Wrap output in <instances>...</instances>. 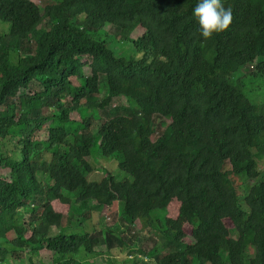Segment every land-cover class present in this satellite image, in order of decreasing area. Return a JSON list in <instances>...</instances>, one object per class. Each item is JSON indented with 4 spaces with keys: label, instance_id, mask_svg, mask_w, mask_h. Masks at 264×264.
I'll list each match as a JSON object with an SVG mask.
<instances>
[{
    "label": "trees",
    "instance_id": "obj_1",
    "mask_svg": "<svg viewBox=\"0 0 264 264\" xmlns=\"http://www.w3.org/2000/svg\"><path fill=\"white\" fill-rule=\"evenodd\" d=\"M47 2L0 0V264H35L44 249L54 264H94L100 239L109 254L133 249V264H264V105L243 82L264 80V0H222L233 21L209 40L199 0ZM112 27L144 30L128 41L144 56L110 47L122 43ZM94 155L131 180L96 173ZM115 207L124 226L63 227ZM137 222L175 250L145 248L142 231L128 241Z\"/></svg>",
    "mask_w": 264,
    "mask_h": 264
},
{
    "label": "rangeland",
    "instance_id": "obj_2",
    "mask_svg": "<svg viewBox=\"0 0 264 264\" xmlns=\"http://www.w3.org/2000/svg\"><path fill=\"white\" fill-rule=\"evenodd\" d=\"M32 1L36 3L43 12L45 5L49 3L47 1H50V0H32ZM45 28H49V26L46 25ZM109 28L111 27H107L106 29L110 30ZM114 29L116 30V32H118L119 36L121 37L122 43H119L113 40V38L115 39L116 36L112 35L110 36V40L107 39L109 41L108 42L109 46L110 44H112L114 46H117L118 48L121 47L120 48L121 51L124 54H126L125 56L128 58L134 57L137 59V58H142L144 56L142 52L137 51L136 47L133 44L128 43V41H131V40L137 41L138 38L141 37L142 34L144 33V30H142L141 28H137L136 30L131 32L129 30H121V29L118 30L116 28ZM8 30H9V24L3 23L0 21V34H5L7 33ZM105 30H103L102 33H100L98 37H100L101 39H104V37L106 38ZM94 38L99 40L97 37H94ZM253 69H254L253 66H249L248 69L244 70L243 73L247 74L248 72H251ZM85 71L87 75H90L89 68H86ZM243 82L245 84V91L249 99L259 105H264V80L261 79L260 77H255V78L247 77L245 80H243ZM101 98H103V95H101ZM119 105H123V106L128 105L127 99L121 98L120 100H116L114 103V106H119ZM71 119L78 120L79 119L78 114L73 113L71 115ZM164 123L165 125L158 126L159 121H156L157 130L159 133L170 123V120H165ZM51 124L55 125V123L51 121L48 122V124H46L43 130H41L40 132L36 134L35 136L36 139L41 140V141L46 140L48 138V133H49L48 126ZM159 133H157V135L153 137V140L157 139V137L159 136ZM90 162L93 168L95 169L96 173L98 174L104 175L106 172H110L118 181L131 180V177L128 174L119 170L118 161L114 158H105L99 155L98 156L94 155L90 159ZM260 165L264 169V165L262 163H260ZM0 175H2L5 179H10V172L7 169H4V170L0 169ZM92 178L93 177H90V180H92ZM254 183H255V180H250L247 182V185L251 186ZM22 220L27 222L29 220V216L27 215L23 217L21 221ZM117 225L124 226V222L121 219V208L119 207H115L109 213H107V215L104 217V220L99 217V214L97 212H94L92 219L88 220L83 226L76 225V227L73 228V226H71V222H69L68 217L64 219V223H63V227L64 228L67 227V232H72L74 229L75 230L74 232H77V233H82L85 230L92 232V231H95V229H98V230L102 229L103 226L112 227V226H117ZM185 229L188 234L185 241L187 243H192L193 242V239L191 237L192 227L186 226ZM59 231H60L59 229L54 228L52 230V233L55 235L59 233ZM141 231H142L141 224L140 222H137L135 226L128 228V232L126 233L127 240L130 242H133L136 236L145 234V235H149L147 236L148 240L144 243L145 248H151L154 245V241L156 240L161 241V243H163L165 248L169 246V244L166 242V239L162 237L158 232H147L145 230V231H142L143 234H141ZM0 246H5V244L0 243ZM96 250L99 251L100 253H106V254L92 259L91 261L94 262V264H110V262H112V264H133L132 260H130L129 258L132 255L131 251L133 249L132 250L123 249L120 252L114 251L113 253L109 254L107 252L106 247L102 243V239H100V243L96 247ZM172 250H175V248H172L171 246H169V248L166 249L163 253L166 254L167 252L172 251ZM53 259H54L53 253L44 249L41 251L40 257L35 259L36 260L35 264H54ZM85 259L86 258L82 256L80 260L85 261ZM13 261H14V264H28L27 257H25L24 254H21L19 258H15Z\"/></svg>",
    "mask_w": 264,
    "mask_h": 264
},
{
    "label": "clouds",
    "instance_id": "obj_3",
    "mask_svg": "<svg viewBox=\"0 0 264 264\" xmlns=\"http://www.w3.org/2000/svg\"><path fill=\"white\" fill-rule=\"evenodd\" d=\"M193 16L204 40L225 32L233 21L232 9L225 8L222 0H199L193 10Z\"/></svg>",
    "mask_w": 264,
    "mask_h": 264
}]
</instances>
